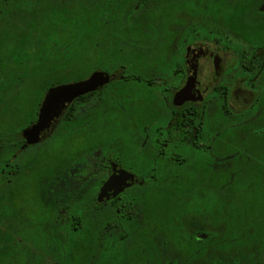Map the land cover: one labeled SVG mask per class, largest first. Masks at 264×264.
<instances>
[{
    "label": "flooded vegetation",
    "instance_id": "af4514ba",
    "mask_svg": "<svg viewBox=\"0 0 264 264\" xmlns=\"http://www.w3.org/2000/svg\"><path fill=\"white\" fill-rule=\"evenodd\" d=\"M109 1L90 7L87 42L56 45L88 51L65 80L0 100L5 174L27 170L36 199L9 204L0 237L24 242L27 264H94L97 250L106 264H262L253 251L209 250L218 233L204 227L234 210L235 241H249L264 199V0ZM115 11L119 34L105 28ZM117 72L27 143L50 88Z\"/></svg>",
    "mask_w": 264,
    "mask_h": 264
},
{
    "label": "rangeland",
    "instance_id": "374dc122",
    "mask_svg": "<svg viewBox=\"0 0 264 264\" xmlns=\"http://www.w3.org/2000/svg\"><path fill=\"white\" fill-rule=\"evenodd\" d=\"M109 2V0H0V100L2 103L10 104V101H14L19 94L20 96H29L35 93L36 89H40L41 80L42 84L53 83L56 79L65 80L67 75L71 73L69 69L73 65L71 60L66 59L62 54L63 48L59 45L56 46L54 43L59 36L54 34L51 39L52 42L50 41L48 29H46L47 24L45 23L46 21L49 22L50 16L59 13L64 22H67L72 33L73 28H75V18H78L79 14H86L89 18L90 7L93 4L97 13L101 14ZM122 20L123 18L119 12L115 11L109 17L105 28L111 34H119L124 29ZM72 23L73 25L69 26ZM68 37L72 38L71 35ZM46 45L53 48L51 47V49ZM48 49H50L49 52ZM80 50H85V57L82 59H87V49ZM57 66L64 68L60 75L53 74L55 72L53 69ZM50 75L53 76V79L50 78ZM10 81L11 85L9 87L7 83ZM19 101L21 100L19 99ZM8 116L0 115V132L8 131V123L10 122ZM1 167L3 166L0 156ZM10 169L7 167L4 172ZM25 169H29V167ZM21 175L16 178L19 184L25 183L30 176L27 170H22ZM28 184L31 186L30 182ZM259 204L261 207L257 209L256 219L252 223L255 229L251 240L241 241L237 245L234 234L238 231L239 226L236 218L231 217L234 210L225 209L223 223L212 227H204L205 231L218 233V239L214 240L215 243L211 240L212 243H208V249L225 252L239 248L244 252L253 251L256 260L264 264V248L262 249L263 253L259 254V250L261 251L259 246L264 244V199ZM4 224L8 223L4 222ZM4 224H0L1 228L6 227ZM193 226L195 227L192 228L189 234L193 233V230L202 229L200 226ZM169 229L170 235L175 236L178 234V230L172 229V227ZM199 245L193 242L190 244V249L199 248ZM21 249L24 250V246H20L19 251ZM181 249L186 248L182 246ZM23 250L22 252H24ZM97 251L100 252V250ZM99 252L95 253L96 259ZM232 258L233 255H226L224 262L225 260L231 262Z\"/></svg>",
    "mask_w": 264,
    "mask_h": 264
},
{
    "label": "trees",
    "instance_id": "16d2710c",
    "mask_svg": "<svg viewBox=\"0 0 264 264\" xmlns=\"http://www.w3.org/2000/svg\"><path fill=\"white\" fill-rule=\"evenodd\" d=\"M88 22L89 18L86 14H79L78 18H75V28H73V37L69 38L67 32H71V30L68 28L67 22H64L63 19V31L58 33L57 27L59 26L60 16L56 13L52 15L49 18L48 22V34L50 41L52 42V36L54 34H57L59 38L56 40L55 45L63 42V43H71L75 41H84L87 42V33H88ZM70 24L69 26H72ZM77 31V33H75ZM49 45V44H48ZM46 45V46H48ZM51 48L50 46H48ZM53 48V47H52ZM51 48V49H52ZM50 49H48L49 52ZM62 54L66 57V59L71 60V63L73 60H75L76 57L83 58L85 50H78L73 49L71 47H64L62 49ZM64 82V81H62ZM35 115V114H34ZM3 133H0V155H1V161L2 166L0 168V218L5 217L8 215V212L10 211L11 207L9 204L11 203H23L28 201L36 200L34 199V194H32V197L30 196L31 193H29V189H27V186H29L28 182L25 183H17V179L8 177V175H5V167L4 165L9 162V153H11L10 150V144L11 140L9 137H5V135H2ZM9 149V150H8ZM21 186V187H19ZM30 194V195H29ZM2 233V232H0ZM161 233H166L161 231ZM24 242H18L15 241L14 243L10 241L8 238L0 237V264H27V257L24 255V252L19 251L20 246H23ZM264 244H261L259 246V249H263ZM24 251V250H23ZM94 264H106V259L104 255H99L94 262Z\"/></svg>",
    "mask_w": 264,
    "mask_h": 264
},
{
    "label": "water",
    "instance_id": "95a60500",
    "mask_svg": "<svg viewBox=\"0 0 264 264\" xmlns=\"http://www.w3.org/2000/svg\"><path fill=\"white\" fill-rule=\"evenodd\" d=\"M118 78V72L111 76L95 73L85 81L50 88L44 97L36 123L25 130L27 143H35L45 134L50 133L59 123L67 106L74 98ZM107 189L108 187L105 186L103 193H106Z\"/></svg>",
    "mask_w": 264,
    "mask_h": 264
}]
</instances>
